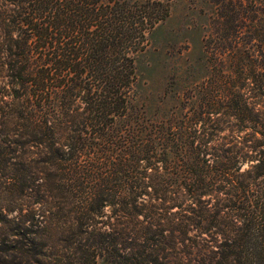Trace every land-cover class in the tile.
<instances>
[{
	"label": "trees",
	"instance_id": "trees-1",
	"mask_svg": "<svg viewBox=\"0 0 264 264\" xmlns=\"http://www.w3.org/2000/svg\"><path fill=\"white\" fill-rule=\"evenodd\" d=\"M0 2V264H264V147L139 100L167 3Z\"/></svg>",
	"mask_w": 264,
	"mask_h": 264
},
{
	"label": "rangeland",
	"instance_id": "rangeland-1",
	"mask_svg": "<svg viewBox=\"0 0 264 264\" xmlns=\"http://www.w3.org/2000/svg\"><path fill=\"white\" fill-rule=\"evenodd\" d=\"M162 1L169 15L151 31L136 63V91L148 116L192 114L209 130L222 127L220 135L236 138L244 153L259 152L264 117L246 122L238 109L246 98L264 113V0ZM4 10L0 2V51ZM5 61L0 59L3 77Z\"/></svg>",
	"mask_w": 264,
	"mask_h": 264
}]
</instances>
